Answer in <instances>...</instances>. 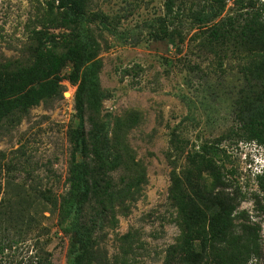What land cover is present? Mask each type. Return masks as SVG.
Segmentation results:
<instances>
[{
	"label": "rangeland",
	"instance_id": "obj_1",
	"mask_svg": "<svg viewBox=\"0 0 264 264\" xmlns=\"http://www.w3.org/2000/svg\"><path fill=\"white\" fill-rule=\"evenodd\" d=\"M49 1L0 0V81L8 65L31 62L37 31L45 37L68 32L48 23ZM198 2L183 4L179 25L185 39L174 42L154 40L147 26L164 15L166 0H88L87 13L116 19L118 32L128 39L99 21L85 23L96 41L99 68L84 98L83 118L79 84L67 78L73 69L68 63L61 70L65 78L59 95L42 100L20 119L15 110L0 120V264H37L38 258L71 264L73 237L50 201H60L69 190L74 136L88 131L87 117L95 111L110 144L117 139L130 150L145 181L117 198L101 221L88 264H165L180 243L184 226L171 194L174 133L179 145L182 139L190 141L177 162L178 172L187 165L189 150L201 151L206 143L225 149L217 160L228 183L221 190L236 198L234 230L258 232V246L246 264H264V144L248 139L233 103L246 85L239 64L250 62L251 52H226L225 68L218 69V58L198 42L209 26L232 15L238 3L226 0L221 16L205 25L190 17V7L197 9ZM189 65H198L197 72ZM258 74L250 90L264 97V69ZM121 172L115 173L116 182ZM204 176L211 181L207 172ZM211 200L197 198L196 211L213 216L219 207Z\"/></svg>",
	"mask_w": 264,
	"mask_h": 264
},
{
	"label": "trees",
	"instance_id": "obj_2",
	"mask_svg": "<svg viewBox=\"0 0 264 264\" xmlns=\"http://www.w3.org/2000/svg\"><path fill=\"white\" fill-rule=\"evenodd\" d=\"M196 1H199L198 8L190 7V17L192 22L200 24L211 23L226 7V0H166L164 15L147 24L151 28L150 36L154 40L170 38L174 42L176 39L182 42L185 37L179 25V22L182 24L179 19L183 14L181 8L183 4L194 5ZM236 3L235 12L203 31L205 35H201L198 43L200 47L209 46L210 53L218 58V69L225 68L223 57L226 52L232 51L236 55L241 49L251 52V61L239 64L246 85L233 100L235 119L241 127L245 126L249 140L264 144V97L262 93L252 95L253 89L250 90L253 79L259 76L258 71L264 69V3L257 5L243 0H236ZM48 4V23L68 32L62 33L61 37L55 34L45 37L43 32L37 31L30 45L31 62L7 66L4 72L7 76L0 81V120L4 116L11 117L15 110H18L20 119L42 100L59 95L62 89L60 81L65 78L61 70L68 63L73 65V69L67 78L79 84L80 117L83 118L84 98L88 87L96 80L99 68L94 60L97 57L96 41L85 23L99 21L107 30L128 39L126 33L118 32L116 22H113L116 19L101 12L87 13L88 0H51ZM189 68L197 72L199 67L189 65ZM96 112L87 117L90 123L88 131L74 136L75 153L68 178L69 190L60 201L56 197L50 201L53 209H58L61 223L73 237L71 264L89 263L88 253L101 221L109 214L117 198L131 193L145 181L144 171L130 150L120 147L117 139L110 144L106 131L97 123ZM232 132L235 135L234 130ZM173 136L175 158L172 160L171 194L178 206L184 233L165 264H246L258 246V232L254 230L253 233L244 227L241 233L234 230L232 214L236 198L223 194L221 189H225L228 183L217 160L226 152L225 149L217 142L216 145L203 144L201 151L189 150L187 165L178 172L177 162L190 141L182 139L179 145V135L174 133ZM78 153L82 157H78ZM119 170H122L121 181L116 182L115 173ZM206 172L211 181L204 176ZM197 198H210L219 209L207 217L196 211ZM37 264L51 263L38 258Z\"/></svg>",
	"mask_w": 264,
	"mask_h": 264
}]
</instances>
